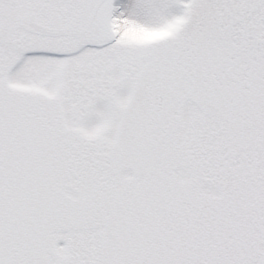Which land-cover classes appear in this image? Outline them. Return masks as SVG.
Here are the masks:
<instances>
[{
  "label": "snow or ice",
  "instance_id": "snow-or-ice-1",
  "mask_svg": "<svg viewBox=\"0 0 264 264\" xmlns=\"http://www.w3.org/2000/svg\"><path fill=\"white\" fill-rule=\"evenodd\" d=\"M0 264H264V0H0Z\"/></svg>",
  "mask_w": 264,
  "mask_h": 264
}]
</instances>
